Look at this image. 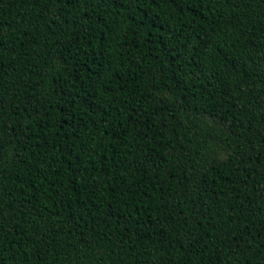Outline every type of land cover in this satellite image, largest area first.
<instances>
[{
	"label": "trees",
	"instance_id": "1",
	"mask_svg": "<svg viewBox=\"0 0 264 264\" xmlns=\"http://www.w3.org/2000/svg\"><path fill=\"white\" fill-rule=\"evenodd\" d=\"M0 264H264V0H0Z\"/></svg>",
	"mask_w": 264,
	"mask_h": 264
}]
</instances>
